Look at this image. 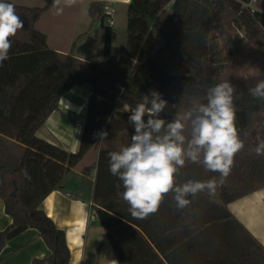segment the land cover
Wrapping results in <instances>:
<instances>
[{
    "label": "trees",
    "instance_id": "16d2710c",
    "mask_svg": "<svg viewBox=\"0 0 264 264\" xmlns=\"http://www.w3.org/2000/svg\"><path fill=\"white\" fill-rule=\"evenodd\" d=\"M44 1L42 7H26L6 0L15 6L24 28L10 37L9 58L0 66V116L3 119L0 135L26 148L13 170L0 160V199L6 214L13 219V224L0 232V251L9 240L32 228L39 232L51 251L49 257L35 259L32 264H69L71 255L66 233L55 225L41 205L64 175L100 142L92 199L98 205L94 208L96 215L118 261L121 264H190L189 259L196 251L194 245L179 253L178 244L166 253L145 226L153 216L145 219L131 216L130 205L121 195L122 181L109 171V153L130 145L135 132L128 122L130 110L142 102L144 95H150L153 90L161 94L167 106L160 118L170 122L178 113L206 104L210 87L229 82L234 88L235 124L244 144L234 156L229 175L220 183L219 172L207 171L202 162L192 163L186 159L175 179L181 177L182 171H190L191 181L207 182L213 178L217 181L214 192L207 188L203 192L209 197L219 196L222 206L207 211L205 224L214 219L224 222L227 236L224 242L232 252L237 248L238 253L232 257L214 256L212 264H264V248L225 208L227 203L264 187V154L257 155L255 151L264 141V100L249 92L264 80V74L246 79L226 74L215 59L217 44L211 32L214 11L226 9L236 19L235 28L243 30L244 39L264 48V12L252 15L231 0H174L170 11L165 7L171 0H131L127 8L125 54L120 57L110 54L111 34L107 27L104 59L86 63L49 48L46 35L36 28L41 16L55 5L53 0ZM103 5L90 4L92 23L103 20ZM259 7L264 10V0L259 1ZM160 40L164 45L148 57ZM235 55L230 54V57ZM177 60L192 71L173 74ZM83 84L91 87L92 96L80 149L70 154L39 139L36 133L58 109L62 96ZM144 119L147 121V115ZM105 131L108 135L100 141L99 134ZM188 199L190 202L185 208H178L175 203V217L182 218L199 205L196 194ZM238 230L245 235H240ZM141 231L148 235L155 248ZM206 250L211 252L209 247Z\"/></svg>",
    "mask_w": 264,
    "mask_h": 264
},
{
    "label": "crops",
    "instance_id": "0c3cea01",
    "mask_svg": "<svg viewBox=\"0 0 264 264\" xmlns=\"http://www.w3.org/2000/svg\"><path fill=\"white\" fill-rule=\"evenodd\" d=\"M7 1L14 4L19 2ZM93 2L110 4L115 9V18L119 13L125 14L127 18V8L131 0H74L70 6L61 0L59 5L50 7L36 23L37 30L46 35L50 49L86 63L104 59V32L107 27H104L103 20L92 23L89 7ZM20 4L26 7H42L45 1L20 0ZM58 8L63 9L59 14ZM115 25L116 23L109 27L113 37L118 32ZM112 43L113 39L111 49ZM91 96L92 90L87 84L67 91L62 96L58 109L49 116L36 136L61 150L76 154L81 146ZM2 137L21 149L26 148L13 139ZM100 144L98 142L87 151L41 205L55 225L66 233L71 255L69 264H115V261L121 264L96 215L94 208L98 205L92 199ZM174 195L171 191L164 195L158 210L150 214L153 219L145 224L150 236L160 243L166 253L178 246L180 238L181 218L175 217L173 213L176 203ZM225 208L264 248V187L227 203ZM12 224L13 219L6 214L4 202L0 199V232ZM90 232L92 246L88 253L87 239ZM141 232L155 248L148 235ZM157 252L165 261L160 252ZM50 255L51 251L39 232L30 228L6 243L0 251V264H32L35 259L43 260Z\"/></svg>",
    "mask_w": 264,
    "mask_h": 264
},
{
    "label": "clouds",
    "instance_id": "9594fccd",
    "mask_svg": "<svg viewBox=\"0 0 264 264\" xmlns=\"http://www.w3.org/2000/svg\"><path fill=\"white\" fill-rule=\"evenodd\" d=\"M53 2L59 5L61 0ZM64 3L70 6L74 0H64ZM62 11L58 8L57 14ZM23 28L24 23L16 14L15 6L0 0V66L9 58L10 37ZM233 91L229 82L214 85L207 91L206 104L178 113L170 122L160 118L167 101L154 90L150 95H144L142 102L130 110L128 122L135 132L129 146L109 153V171L122 181L124 191L121 195L130 205L132 217L145 219L155 213L164 195L170 191L175 194L173 198L178 208H185L190 202L188 197L205 188L215 191V178L207 182L189 180L182 186L175 185V174L178 168L184 167L186 159L192 163L202 162L207 171L219 172L220 183H223L230 173L235 154L244 147L235 124ZM249 92L253 97L264 100V80ZM146 115L147 121L144 119ZM189 124L191 133L187 138L183 133ZM107 135L106 131L100 133V141ZM255 151L257 155L264 154V141Z\"/></svg>",
    "mask_w": 264,
    "mask_h": 264
},
{
    "label": "rangeland",
    "instance_id": "374dc122",
    "mask_svg": "<svg viewBox=\"0 0 264 264\" xmlns=\"http://www.w3.org/2000/svg\"><path fill=\"white\" fill-rule=\"evenodd\" d=\"M17 1L19 2H16V5H19L20 0ZM262 11L264 12L263 9ZM235 20V17L226 9H217L214 11L211 32L212 35L215 36L217 44V54L215 59L226 74L238 79H246L249 76L264 74V48L260 44L244 39L243 32H240L243 30L235 28L237 26ZM115 23V28L118 27V32L115 33L114 37L110 36V54L112 56H117L118 54L124 55L127 43V18L125 17V14L119 13L115 18ZM104 27H107L106 23L104 24ZM112 39L113 43L111 49ZM238 40H241V42L236 43ZM105 41L106 29L104 32V53ZM163 45L164 42L160 40L149 51L148 57H152L157 48L162 47ZM233 53L236 55L230 57V54ZM174 68L175 72H173V74L180 71H192L184 63L178 60L174 62ZM2 125L3 119L0 116V126ZM190 133L191 127L189 124L186 125L183 134L187 138H190ZM2 136L4 135L0 136V160L9 170H13L19 165L20 160L25 154V149H21L19 146L8 142ZM190 175V171H182L180 173L181 177L175 179V185L182 186L190 180ZM204 193L205 192L201 191L196 194V198L199 200V205L196 206L194 210L187 212V214L180 220L178 252L180 253L181 250L186 251L190 244L194 245L196 248L194 255L189 259L190 264H212L214 256L224 255V257H232L238 253L237 248H234L233 252H236L233 253L224 242L226 241L225 237H227L225 228H223V225L225 224L224 222L214 219L212 222L205 224V218L208 216L207 211L217 210L222 206V202L219 196L209 197ZM238 233L242 236L245 235L239 230ZM240 239L243 240L241 237ZM91 240L92 234L90 232L87 239L88 253L90 252L89 248L92 246ZM206 247H209L211 252L207 251ZM168 256L170 258L172 257L171 254ZM137 257L141 256L137 254ZM145 259L149 260L151 258Z\"/></svg>",
    "mask_w": 264,
    "mask_h": 264
},
{
    "label": "built area",
    "instance_id": "2783aa9c",
    "mask_svg": "<svg viewBox=\"0 0 264 264\" xmlns=\"http://www.w3.org/2000/svg\"><path fill=\"white\" fill-rule=\"evenodd\" d=\"M203 1V0H201ZM237 3L243 11H246L250 14H255L257 12H263L259 7L260 0H231ZM174 0H171L170 3L165 7L166 10L170 11L171 6ZM103 21L107 24V27H111L115 23V9L110 4L103 5ZM243 32V31H240Z\"/></svg>",
    "mask_w": 264,
    "mask_h": 264
}]
</instances>
